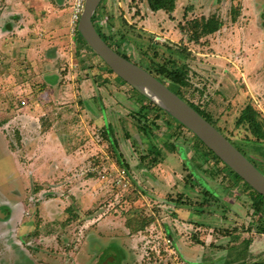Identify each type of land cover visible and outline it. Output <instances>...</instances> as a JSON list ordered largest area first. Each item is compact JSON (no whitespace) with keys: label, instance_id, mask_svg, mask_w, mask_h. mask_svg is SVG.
Masks as SVG:
<instances>
[{"label":"rangeland","instance_id":"rangeland-1","mask_svg":"<svg viewBox=\"0 0 264 264\" xmlns=\"http://www.w3.org/2000/svg\"><path fill=\"white\" fill-rule=\"evenodd\" d=\"M11 1L0 0V134L13 150L24 148L27 172L35 165L22 137L49 143L45 153L54 156L45 154V161L63 146L71 158H56L66 170L49 173L42 186L26 183L8 193L14 195L8 202L0 196L11 213L0 221V264H15L17 249L32 264H98L113 238L126 247L109 249L118 255L115 264H224L230 247L259 238L255 193L192 132L77 43L75 0H39L30 16L6 13ZM35 15L40 21L29 27ZM211 15L223 26L203 35L195 25ZM98 20L102 35L149 71L182 73L186 65L190 86L162 76L165 83L264 170V140L255 142L249 123L239 122L251 105L264 125V0H177L174 11L157 14L147 0H103ZM4 153L0 147V182L16 175ZM169 157L174 180L163 173ZM193 241L200 250L187 248ZM253 253L247 260L264 259Z\"/></svg>","mask_w":264,"mask_h":264},{"label":"water","instance_id":"water-1","mask_svg":"<svg viewBox=\"0 0 264 264\" xmlns=\"http://www.w3.org/2000/svg\"><path fill=\"white\" fill-rule=\"evenodd\" d=\"M102 1L86 0L78 22V30L87 44L117 76L191 130L226 165L264 196V173L232 141L166 83L147 69L119 54L105 42L93 22V17Z\"/></svg>","mask_w":264,"mask_h":264},{"label":"crops","instance_id":"crops-1","mask_svg":"<svg viewBox=\"0 0 264 264\" xmlns=\"http://www.w3.org/2000/svg\"><path fill=\"white\" fill-rule=\"evenodd\" d=\"M59 1L60 0H55L56 3H58ZM37 3H39V0H12L10 2V5L5 6L4 9H5L6 13L8 12L9 9H12L14 12H18L19 14L26 13L28 16H30L33 13L38 14V11L34 12L32 10L34 6H38ZM54 9H55V5H53V3H51V6H50L51 12H53ZM73 10H74V4L72 6L71 12H74ZM159 12H163V10L153 12V14H157ZM31 21H33V22L31 23ZM39 21L40 20L37 19L36 15L33 16V19L31 16V20L29 21V23L27 25L30 27L34 23H39ZM77 25L78 24H76L75 29H76ZM75 32H76V30H75ZM53 78L54 77H52V83L54 82V85L57 87V81H56V79L53 80ZM26 104L23 103V101H22V103L20 102V105H21L20 108H23V106H25ZM19 116H21V115L19 114ZM3 124L4 123H0V125H3ZM8 126H10V124H8ZM48 137H52V132H48ZM19 141H21V139ZM22 142H24L28 145L27 150H26L27 155H28L29 161L34 162L33 165H35V171H34V168H32L31 170H28V172H27L25 167H22L21 163L23 164V166H26V164H25L26 162H22L20 160V156H21L20 152H21L22 148H20L21 150L19 148L16 151L13 150L12 149L13 145L11 144V142L4 141L3 136L2 135L0 136V147L5 151V153L8 154V157L11 160V165L13 166V170L16 172V175H12V176L9 175L10 178L11 177L13 178L12 182L10 181V178H8V181H6V182H0V196L5 198V200H7V202L11 201L12 197H14V195H11L8 193L16 191V190H22L26 183L28 185H30V184L36 185L37 184L36 186L40 187V186H42V184H44V180L48 179V177H50V176L46 177V175H48L49 173H51V174L53 173L54 177L57 175L64 174V172L61 171V168L63 167L64 170H66V168L62 165H56V163H55L56 158L59 159L61 156L66 157L67 159L71 158L67 154L65 146H63V151L61 153H59L58 156L55 155L54 158L48 159V161H45V159H46L45 154L48 157H52V156H54V153H47V152L45 153L46 149L48 148L49 143H48V145L43 146L41 136L36 137L35 135H32V136H30V138L28 137L27 141H25V138L22 137ZM15 144L17 145V143H15ZM29 146H31V147L29 148ZM23 150H24V148H23ZM172 158H174V157H169L168 160L163 161V162H165V164L160 163L165 168L163 173L167 174V176H165V177H167L168 180L169 179L174 180V178L177 177L175 175V172L177 171V169H175L176 163L174 164V161ZM50 160H53V161H50ZM40 163H42V164H40ZM172 164H174V165L172 166ZM39 165H41V166H39ZM52 165H53V168L51 167ZM54 169H56V170H54ZM156 170L158 171V169H156ZM28 173H30L31 176L29 175V180L27 182ZM171 173H173L172 179L170 176ZM169 176H170V178H169ZM180 181H182V178L180 179ZM180 181H179V179L178 180L176 179L175 183H178V185L182 188L183 185L180 183ZM35 182H37V183H35ZM7 202L3 203L0 200V221L1 220L2 221H8L10 219L11 213L8 210V208L6 207ZM10 203H12V202H10ZM106 224L107 223H101V225H100L101 227L99 228V230H103L105 228ZM15 231H16V229H15ZM14 234H16V232L13 231V235ZM118 239H116V238L111 239L109 244L107 246H105L103 253H105V252L106 253L103 256L100 263H98V264H109V263L115 264L114 261L118 260V255L116 253L109 254V252H108L109 249L116 248L119 250L120 248H126L124 245L120 244ZM108 241H109V239H108ZM23 242L24 241H22V243ZM186 245H187V248H193V249L196 248V247H193V245H196L199 247V250H200V245L194 241L191 243H186ZM177 247L179 249V245H177ZM249 250L251 253L254 252L253 254H255V256H257L258 254H263L262 257H264V234L263 233L259 236V238L257 240H255V241L252 240V242L250 243V249ZM229 251H228V253H229ZM16 255H17V257H14L15 264H32V260L28 257L26 252L18 251V249H17ZM186 259H188V258H186ZM196 264H200V263L198 262Z\"/></svg>","mask_w":264,"mask_h":264},{"label":"trees","instance_id":"trees-1","mask_svg":"<svg viewBox=\"0 0 264 264\" xmlns=\"http://www.w3.org/2000/svg\"><path fill=\"white\" fill-rule=\"evenodd\" d=\"M103 2V1H102ZM176 2L177 0H147V3L149 5V8L153 11V12H157L160 10H164L166 12H172L174 11V9L176 8ZM102 4V3H101ZM101 5L99 6L97 12L95 13L94 17H93V22L94 25L98 31V33L101 35V37L105 40V42L112 47L115 51H117L119 54H121L122 56H124L125 58L129 59L130 61H132L126 54H124L122 51L116 49L113 45V43L111 41H109L104 35H102L101 33V29L99 28V20H98V13H99V9H100ZM201 23V24H200ZM198 24H200V27L197 26ZM197 26L196 28H200V33L203 35H209V34H214L217 31H219L222 26H223V21L217 16V15H211L208 19H202L200 22L197 21V24L195 25ZM76 40L77 43L80 44V46L82 47H87L88 50H90L91 52H93L95 55H97L94 50L87 44V42L84 40V38L82 37V35L80 34L79 30H78V25L76 27ZM186 51V49H185ZM134 62V61H133ZM137 64V62H135ZM140 65V64H138ZM142 66V65H140ZM143 67V66H142ZM110 69L111 72H113V70L108 67ZM144 68V67H143ZM146 69V68H145ZM185 69V70H184ZM187 66L184 65L183 67V71L182 73H178L177 71L172 72L169 71L168 69H166L165 67H162V69H160V71H158L160 74H158L157 72H152L150 71L155 77L159 78L161 81H163L165 83V81L163 80L162 76L165 77L166 79H169L173 85L178 86V87H182V88H186L188 86H190V81L187 79L186 75L188 72ZM148 70V69H147ZM150 70V69H149ZM148 70V71H149ZM114 73V72H113ZM121 79V78H120ZM123 81V79H121ZM125 82V81H123ZM167 84V83H166ZM171 89L174 87H170ZM172 89V90H173ZM134 90V89H132ZM136 91L138 94L139 92L137 90ZM174 91V90H173ZM175 93H177L181 98H183L185 101H187L185 99V97L181 94L180 91L175 90ZM141 94V93H140ZM144 96V95H143ZM144 98H146L147 100H150L148 97L144 96ZM192 107H194L203 117H205L210 123H212L211 117L207 114H205L199 107H195L192 103H190L189 101H187ZM157 107L158 110L160 111H164L165 114L169 115L171 118H173L175 121H177L180 125L184 126L182 123H180L177 119H175L171 114H169L165 109L161 108L158 105H155ZM257 116H258V112L256 111V109L251 106L248 105L244 110H243V114L239 119V122H243V121H247L249 123V129L251 131V134H253L256 138L255 142H260L262 140H264V125L262 122L257 120ZM210 118V120H209ZM213 124V123H212ZM214 125V124H213ZM215 126V125H214ZM185 127V126H184ZM216 127V126H215ZM188 129V128H187ZM189 130V129H188ZM190 132H192L191 130H189ZM193 133V132H192ZM194 134V133H193ZM195 135V134H194ZM196 136V135H195ZM197 137V136H196ZM197 139L199 140V142H201L206 149H208V151L213 155V157L218 160L219 162H222L227 168L229 167L228 165H226L213 151H211L198 137ZM229 139V138H228ZM230 141H232L231 139H229ZM233 143V142H232ZM234 144V143H233ZM238 146V145H237ZM236 146V147H237ZM251 162H253V158L249 156V154H247L245 152V150L242 147H237ZM255 161V160H254ZM254 163V162H253ZM263 173L264 170L263 168H260L259 164L255 161L254 163ZM231 174H235L234 176L242 183H244V185L251 189L254 193L255 196L252 198L253 199V208H254V212L255 213H259L261 214L259 217V222L257 224L256 230L259 233H263L264 234V196L261 195L260 193H258L257 191H255L248 183H246L236 172H234L230 167L228 168ZM241 179V180H240ZM255 222V221H254ZM254 228V223H252L249 227H247L248 231H253ZM237 239V238H236ZM250 243L251 241L249 239H246L245 241H243L239 246H232L230 247V251L227 255V258L224 259L222 262H224V264H264V259H260V260H247V255L246 253L248 252L249 248H250ZM232 258V259H231ZM221 262V263H222Z\"/></svg>","mask_w":264,"mask_h":264},{"label":"built area","instance_id":"built-area-1","mask_svg":"<svg viewBox=\"0 0 264 264\" xmlns=\"http://www.w3.org/2000/svg\"><path fill=\"white\" fill-rule=\"evenodd\" d=\"M86 0H75L74 1V15L73 21L75 24H78L81 14L85 8Z\"/></svg>","mask_w":264,"mask_h":264},{"label":"flooded vegetation","instance_id":"flooded-vegetation-1","mask_svg":"<svg viewBox=\"0 0 264 264\" xmlns=\"http://www.w3.org/2000/svg\"><path fill=\"white\" fill-rule=\"evenodd\" d=\"M215 126H216V128H217V125L215 124ZM218 129V128H217ZM221 131V130H220ZM224 134V133H223ZM225 135V134H224ZM226 136V135H225ZM227 137V136H226ZM227 138H229V137H227ZM230 139V138H229Z\"/></svg>","mask_w":264,"mask_h":264},{"label":"bare ground","instance_id":"bare-ground-1","mask_svg":"<svg viewBox=\"0 0 264 264\" xmlns=\"http://www.w3.org/2000/svg\"><path fill=\"white\" fill-rule=\"evenodd\" d=\"M156 99V98H155Z\"/></svg>","mask_w":264,"mask_h":264}]
</instances>
